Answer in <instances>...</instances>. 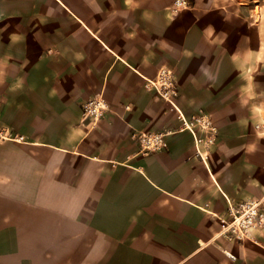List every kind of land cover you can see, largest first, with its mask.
<instances>
[{
  "label": "crops",
  "instance_id": "0c3cea01",
  "mask_svg": "<svg viewBox=\"0 0 264 264\" xmlns=\"http://www.w3.org/2000/svg\"><path fill=\"white\" fill-rule=\"evenodd\" d=\"M176 1L0 0V264H264L222 232L264 204V0Z\"/></svg>",
  "mask_w": 264,
  "mask_h": 264
},
{
  "label": "built area",
  "instance_id": "2783aa9c",
  "mask_svg": "<svg viewBox=\"0 0 264 264\" xmlns=\"http://www.w3.org/2000/svg\"><path fill=\"white\" fill-rule=\"evenodd\" d=\"M182 1L177 0L175 7H181ZM147 89L154 91L160 98L166 101H173L178 96L176 86V77L173 71L169 69H160L154 80L148 81ZM108 110L107 104L100 97H94L86 101L81 108V118L84 121H89L96 125L104 118ZM183 125L187 129L194 127L200 128L206 134V141L211 144L214 141L216 130L213 128L211 122L203 115H198L190 119V121H183ZM8 138L0 131V140ZM164 134L157 133L151 135H143L139 137L142 150L145 153L161 151L166 148L163 141ZM202 140L199 139L197 143ZM229 218L222 222L223 236L227 238H235L241 240L248 238L250 232L256 229H264V204L253 199L246 200L235 206L229 208ZM230 258H232L229 255Z\"/></svg>",
  "mask_w": 264,
  "mask_h": 264
}]
</instances>
